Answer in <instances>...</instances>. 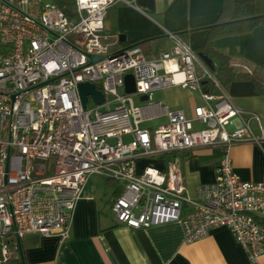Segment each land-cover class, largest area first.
Here are the masks:
<instances>
[{
  "label": "built area",
  "instance_id": "obj_1",
  "mask_svg": "<svg viewBox=\"0 0 264 264\" xmlns=\"http://www.w3.org/2000/svg\"><path fill=\"white\" fill-rule=\"evenodd\" d=\"M119 2L131 4L74 0L70 19L54 2L0 0V264H22L26 234L68 238L91 176L122 183L111 201L118 223L139 229L179 221L186 242L224 226L255 261L264 255V224L257 219L264 179L242 181L230 149L264 137L254 135L246 113L176 34L163 29L172 45L154 58L139 46L110 51L102 41L104 17ZM90 55L106 57L91 63ZM128 74L136 95L150 98L175 85L198 92L203 104L192 118L167 111L165 124L144 129L141 108L125 92ZM208 82L211 91L204 88ZM80 83L95 85L104 102L96 105L88 96L84 107ZM201 147H217L221 157L214 181L197 186L195 198L174 160L165 171L147 166L137 172V158ZM184 203L190 210L182 213Z\"/></svg>",
  "mask_w": 264,
  "mask_h": 264
},
{
  "label": "crops",
  "instance_id": "obj_2",
  "mask_svg": "<svg viewBox=\"0 0 264 264\" xmlns=\"http://www.w3.org/2000/svg\"><path fill=\"white\" fill-rule=\"evenodd\" d=\"M54 2L53 0L47 3ZM224 0H131L108 8L104 17L102 41L117 50L139 43L147 58H154L168 50L172 40L163 32L176 34L193 50L199 51L208 37L207 26L214 24L223 8ZM121 36L124 37L120 40ZM214 47L222 52L235 49L232 61L236 71L264 69V25L253 30L218 36ZM226 91L234 104L246 113L249 125L258 138L264 137V95L257 92L250 79L232 81ZM139 100H140V95ZM143 104L141 127L154 130L162 124L151 123L165 119L167 111H182L193 117L194 107L202 105L198 92L168 86L155 90ZM165 122V123H166ZM163 123V124H165ZM236 125L239 122L235 121ZM126 137L125 140H128ZM221 157L217 147H201L176 151L155 157L136 159L137 172L150 166L165 171L170 160L178 164L186 193L196 197V188L212 183L215 167ZM233 171L242 181L259 182L264 179V141L238 143L230 149ZM122 190L119 181L91 176L82 197L73 209L69 235L65 240L57 236L30 233L20 240L23 264H264V255L251 261L231 231L224 226L213 228L208 235L185 241L179 221L132 229L117 222L111 201ZM190 210L186 203L182 213ZM264 224V211L257 215Z\"/></svg>",
  "mask_w": 264,
  "mask_h": 264
},
{
  "label": "trees",
  "instance_id": "obj_3",
  "mask_svg": "<svg viewBox=\"0 0 264 264\" xmlns=\"http://www.w3.org/2000/svg\"><path fill=\"white\" fill-rule=\"evenodd\" d=\"M53 1L70 19L75 17L74 0ZM260 25H264V0H224L218 20L206 27L207 40L196 53L207 66L206 60L211 63L213 67L211 71L225 88L234 80L250 79L257 92L264 95V69L254 67L250 71H236L232 63L234 58H237L235 49L222 52L213 45V40L218 36L246 33ZM139 45L131 43L127 47ZM204 88L212 90L209 82L204 83Z\"/></svg>",
  "mask_w": 264,
  "mask_h": 264
},
{
  "label": "water",
  "instance_id": "obj_4",
  "mask_svg": "<svg viewBox=\"0 0 264 264\" xmlns=\"http://www.w3.org/2000/svg\"><path fill=\"white\" fill-rule=\"evenodd\" d=\"M123 39H124V37L121 36L120 40H123ZM89 57H90L91 63H94L95 61L103 59L106 56L105 55H100V56L90 55ZM204 60H206V58H204ZM206 63L208 64L210 69H213V67L209 61L206 60ZM124 87H125V92L127 94H134L135 82H134V78L131 74H128L125 76ZM78 92H79V95L81 98L82 105L84 107L86 106L88 96L92 97V100H93L94 104H96V105H100L104 102V95L102 94V92L97 90L95 85H93L91 83H80L78 85ZM140 100L146 101V100H148V96L147 95H141ZM20 254H21V251H20ZM22 264H23V260H22Z\"/></svg>",
  "mask_w": 264,
  "mask_h": 264
},
{
  "label": "rangeland",
  "instance_id": "obj_5",
  "mask_svg": "<svg viewBox=\"0 0 264 264\" xmlns=\"http://www.w3.org/2000/svg\"><path fill=\"white\" fill-rule=\"evenodd\" d=\"M44 2H47V1H49V0H43ZM115 49H116V47L115 46H111V47H109V50L110 51H115ZM119 92H121V89H119ZM132 99H133V102H134V104L135 105H141V104H143V102H140V100H139V96L138 95H136V94H133L132 95ZM166 121H165V119H162V120H159V121H157V122H153V123H151L152 124V126H157V125H159V124H163V123H165ZM195 127H196V125H195ZM98 177V176H97ZM117 182H119V181H117Z\"/></svg>",
  "mask_w": 264,
  "mask_h": 264
}]
</instances>
